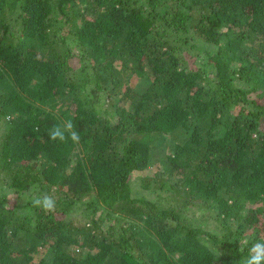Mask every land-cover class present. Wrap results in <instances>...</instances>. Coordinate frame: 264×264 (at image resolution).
Instances as JSON below:
<instances>
[{
	"label": "trees",
	"instance_id": "1",
	"mask_svg": "<svg viewBox=\"0 0 264 264\" xmlns=\"http://www.w3.org/2000/svg\"><path fill=\"white\" fill-rule=\"evenodd\" d=\"M67 120L80 142L50 140ZM258 241L264 0H0V264H243Z\"/></svg>",
	"mask_w": 264,
	"mask_h": 264
},
{
	"label": "clouds",
	"instance_id": "2",
	"mask_svg": "<svg viewBox=\"0 0 264 264\" xmlns=\"http://www.w3.org/2000/svg\"><path fill=\"white\" fill-rule=\"evenodd\" d=\"M48 137L52 141L71 140L74 143L80 142V135L75 130L72 120L65 121L62 127L54 126L48 132ZM30 202L33 207H38L45 212H53L56 208V201L48 194L33 195ZM243 264H264V242H255L248 248V254L244 258Z\"/></svg>",
	"mask_w": 264,
	"mask_h": 264
},
{
	"label": "rangeland",
	"instance_id": "3",
	"mask_svg": "<svg viewBox=\"0 0 264 264\" xmlns=\"http://www.w3.org/2000/svg\"><path fill=\"white\" fill-rule=\"evenodd\" d=\"M191 61V59L189 60ZM166 141L164 140L163 144H159L157 147L154 148V154L152 155V160L154 161V163H160V161H162L165 157L166 154V149H165V145ZM156 144V143H155Z\"/></svg>",
	"mask_w": 264,
	"mask_h": 264
}]
</instances>
